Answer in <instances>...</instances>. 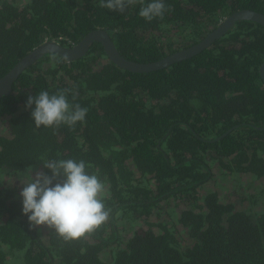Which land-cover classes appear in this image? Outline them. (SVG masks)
<instances>
[{
	"label": "trees",
	"instance_id": "trees-1",
	"mask_svg": "<svg viewBox=\"0 0 264 264\" xmlns=\"http://www.w3.org/2000/svg\"><path fill=\"white\" fill-rule=\"evenodd\" d=\"M164 3L163 20L147 22L139 3L120 14L99 0H0V77L46 40L72 46L104 28L124 58L149 63L196 44L234 12L264 13V0ZM263 63L264 25L242 20L200 53L153 71L121 68L101 43L75 60L52 53L30 65L0 96V173L39 165L51 176L41 157L84 160L106 184L112 213L92 234L65 242L54 229L30 225L20 184L0 186V264H13L11 252L20 264H264V210L203 192L215 166L264 179ZM61 89L88 109L85 122L37 128L29 95ZM255 197L242 200L256 204ZM175 200L180 211L150 221ZM138 220L148 227L121 244V227Z\"/></svg>",
	"mask_w": 264,
	"mask_h": 264
},
{
	"label": "clouds",
	"instance_id": "clouds-1",
	"mask_svg": "<svg viewBox=\"0 0 264 264\" xmlns=\"http://www.w3.org/2000/svg\"><path fill=\"white\" fill-rule=\"evenodd\" d=\"M140 4L138 15L147 22L163 20L168 7L164 0H99V7L124 14ZM55 59V57H53ZM70 89L54 94L41 90L35 97L29 95L26 108L32 109L35 126L54 131L67 126L75 130L77 123L85 122L88 109L69 101ZM77 93H72L75 101ZM33 105H35L33 109ZM59 156V153H57ZM51 176L29 168L21 180L23 186L22 212L33 228L46 226L65 242H77L92 234L110 218L112 209L105 201L110 193L104 181L90 173L92 165L84 160L40 158ZM54 181H56L54 183Z\"/></svg>",
	"mask_w": 264,
	"mask_h": 264
},
{
	"label": "water",
	"instance_id": "water-1",
	"mask_svg": "<svg viewBox=\"0 0 264 264\" xmlns=\"http://www.w3.org/2000/svg\"><path fill=\"white\" fill-rule=\"evenodd\" d=\"M242 20H250L264 25V13L251 9H242L234 12L225 17L217 27L206 34L196 44L149 63H139L124 58L117 49L110 32L104 28L90 31L78 43L72 46H65L54 39L46 40L24 56L9 72L0 77V96L9 94L12 91L15 80L30 65L47 54L55 53L66 60H75L86 55L93 44L101 43L111 62L133 72H148L166 67L176 61L200 53L202 50L210 47L216 40L224 36L235 24ZM260 75L264 82V63L260 66Z\"/></svg>",
	"mask_w": 264,
	"mask_h": 264
},
{
	"label": "rangeland",
	"instance_id": "rangeland-1",
	"mask_svg": "<svg viewBox=\"0 0 264 264\" xmlns=\"http://www.w3.org/2000/svg\"><path fill=\"white\" fill-rule=\"evenodd\" d=\"M18 4L23 3V0H13ZM102 63V61H101ZM6 125V121L0 120V130H4V126ZM33 169V175H35V172L42 171L43 167L39 165H34L30 167ZM29 169V168H28ZM27 169V170H28ZM27 170L21 171V172H12L11 170H2L0 173V186H9L13 187L16 184H20V189H23V184L21 180L27 179L25 176L27 174ZM264 189V179H256L250 174H243V173H237V174H228L224 168L215 166L214 167V176L210 182L205 184L203 192H210L212 190H216L219 192L222 200L224 202L228 201H234L235 204L241 209H251L253 208L256 211H263L264 210V195L260 193L261 190ZM253 195L256 197V204L253 203L252 200H246L243 201L242 197L245 196H251V199H253ZM253 204V205H252ZM160 209H157L162 215L158 217L156 215V212L151 216L150 221L152 222H159L165 219L167 214L164 215V213H172L175 214V212L180 211L182 209V205L178 204L177 201L172 202H163L161 204ZM170 224H173L170 222ZM125 223H123V226ZM131 226V225H130ZM47 228L46 226H43ZM148 227L145 222H142L138 220L136 222L135 227L130 228L121 227V234L123 237V240H121V244H126L127 240L129 239L130 235L133 233L135 229ZM181 228V227H180ZM43 239L46 241L47 239V230H41L40 231ZM179 236L182 238V241L185 242V245H189L191 242V239L187 235V232L185 229L181 228L179 231ZM123 246V245H122ZM16 255L12 252L10 253V261L13 264H20V260L18 257H15ZM103 257L105 259L110 258V254L108 252H105L103 254Z\"/></svg>",
	"mask_w": 264,
	"mask_h": 264
}]
</instances>
